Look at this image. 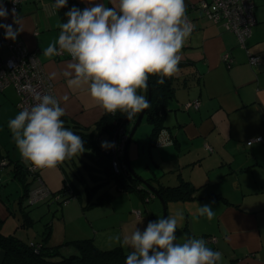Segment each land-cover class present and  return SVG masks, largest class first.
<instances>
[{
  "label": "crops",
  "instance_id": "0c3cea01",
  "mask_svg": "<svg viewBox=\"0 0 264 264\" xmlns=\"http://www.w3.org/2000/svg\"><path fill=\"white\" fill-rule=\"evenodd\" d=\"M81 1L85 7L91 6L84 0ZM204 1L211 0H186V13L195 29L180 50V63L183 66L177 72L175 95L169 102V111L165 116L169 125L164 127L168 130V141L171 143L159 148L164 165H170L167 156H173L174 160L181 162L179 168H171L174 174L170 181L163 183L176 185L181 179L188 180L197 188V198L188 202H170L168 205L171 213L183 211L184 216L178 229L184 234L186 231L187 238H199L200 230L204 239L216 238V242L210 246L222 252L220 264H264V174H260L253 185L245 184L232 175L233 169H243L246 172L253 166L264 164V142L251 146L247 144L257 137L264 138V73L249 63V55L264 56V0H256L257 23L246 42V48L240 46L234 33L205 17L201 10ZM4 3L9 10L8 0H4ZM106 3L107 6H113L111 0H106ZM18 19L24 30L15 41L10 40L23 42L29 50L37 52L47 74H57L54 79L51 78L56 96L62 97L65 93L69 96L68 101L61 100L66 108V115L62 117L65 126L71 129L76 126L92 129L105 111L91 97L88 85L72 88L68 86V78L63 75V70L71 57H59L57 54L49 57L43 54V49L54 42L60 32L58 25L62 20L55 0H23ZM3 22L19 27L14 24L11 14ZM226 53H230L234 60L231 67L223 61ZM2 54L6 56L5 49ZM8 89L0 90V105L9 106L8 118L12 119L19 112V97L15 102V96ZM194 101L200 102L199 109H184L185 103ZM0 154L14 159L21 158L15 152L12 155L1 140ZM238 154L241 160L233 168L229 157ZM71 160L75 165L74 157L64 162L69 165ZM226 165L229 166L228 169L220 170L212 176H198L196 173L190 177L186 173L189 169L196 168L199 172L208 173ZM5 171L6 169L2 175ZM7 174L8 177H13L12 165L8 167ZM58 174L61 184L56 186L52 183V178ZM218 174L230 176L229 180L235 183V191L239 196H225L226 180H223V188L210 187L212 182L219 180ZM41 175L48 190L56 192L63 187L65 179L60 169L54 168L46 175ZM153 178L158 179L155 176ZM218 194L228 203L212 197ZM200 204L213 207L215 216L211 220L198 215ZM5 208L7 210L0 193V216L4 220ZM62 215L66 218V213L63 212ZM137 218L141 219L142 215ZM104 230L97 229L94 240ZM117 244V241H97L96 245L102 249H112L118 247ZM3 257L4 252L0 249V264Z\"/></svg>",
  "mask_w": 264,
  "mask_h": 264
},
{
  "label": "clouds",
  "instance_id": "9594fccd",
  "mask_svg": "<svg viewBox=\"0 0 264 264\" xmlns=\"http://www.w3.org/2000/svg\"><path fill=\"white\" fill-rule=\"evenodd\" d=\"M84 2L91 6H72L65 14L67 19L58 25L57 39L43 54L51 57L66 52L71 57L63 70L68 86L88 85L91 97L105 112L119 111L132 121L150 104L139 91L148 87L149 76L157 75V82L164 84L166 77L179 71L180 50L193 31L186 0H111L113 6H107L106 0ZM67 4L68 0H55L57 8ZM9 14L0 0V28L6 39L15 41L24 27L15 8L11 15L19 27L3 22ZM56 75L49 74L53 79ZM32 95L35 103L8 121L22 158L37 168L52 169L82 154V137L62 119L66 108L61 100L68 101V94L58 97L33 90ZM101 147L112 149L116 143L104 140ZM197 213L209 220L215 216L209 204H200ZM183 216L178 210L125 235L121 241L129 248L125 264H220L222 252L208 247L203 237L177 242L176 230Z\"/></svg>",
  "mask_w": 264,
  "mask_h": 264
},
{
  "label": "rangeland",
  "instance_id": "374dc122",
  "mask_svg": "<svg viewBox=\"0 0 264 264\" xmlns=\"http://www.w3.org/2000/svg\"><path fill=\"white\" fill-rule=\"evenodd\" d=\"M8 88L9 89L7 91L11 92L15 96L16 102L19 97L17 96L18 94L16 89L12 86ZM139 91L141 94L146 96V88ZM8 100L11 101V99ZM7 108H9V106L0 105V122L2 124L0 125V140L4 147L11 150L12 155L15 152L19 155V157H21L20 159H22L13 138V134L8 128V121L10 118H8L9 114ZM167 125H169V123L165 120L164 126ZM132 128L133 125H130L127 131L131 133ZM152 131L153 125L148 121L147 117H145L138 127L129 146V161L132 170L139 174L143 180H148L150 178L153 179L155 176L162 182L167 183L174 174L171 172V168H179V164L181 162L178 159L174 160L173 156H167L169 157L168 162H170V165H164L160 159L162 154L159 151V148L163 145H169L171 142L166 141L162 144H157L156 147H152L150 145ZM163 133H165L167 139H169L168 130L166 128L163 130ZM73 157L76 165H74L73 160H71L69 165L63 161L56 168L60 169L62 177L67 179V183L73 187L76 197L72 198L68 203L63 205V207L57 203H48L46 200L33 202L32 198L29 197V199H26L23 202V205L26 209L30 210V216L34 220V223L30 226L21 225L23 218L20 210V201L22 196L25 194V186L19 178L8 177V167L5 168L6 171L2 176L4 182L2 186H0V193L2 194V198L10 205L11 209L15 210L17 216L11 214L5 208L6 215H4L5 222L3 225L5 231L3 233L6 235L17 233L21 239L26 241L42 242L44 225L48 222H52L54 225L53 233L48 243L51 246H57L75 240L94 239V237L97 236L95 231H97V229L104 228L105 230L101 231L102 233L97 237V240H94L95 243L97 244V241L98 243L117 241V245L122 246L125 251L128 252L129 248L121 243L123 237L125 235H130L133 231H135L136 227L143 230L148 221L158 220L160 216H164L161 201L158 198H155L151 202L145 203L140 199L137 193L119 190L112 183L103 184L95 189L88 190V186H93L94 182L92 176L87 172L84 163L81 161V158H84V156H82L81 153H78ZM240 160L241 156L239 154L237 156L234 155L233 157H229V161H231L233 168L239 165ZM228 168L229 166L226 165L208 173L205 171L199 172V169L196 168L189 169L186 173L190 177H192V175H196V173H198V176H207V174H211L212 176L220 170ZM53 169L54 168H40V173H45L46 175ZM260 174H264V164L260 166H253L246 172H243V169L238 171L233 169L232 173L236 179H240L241 181H244L245 184L249 185H253L255 180L259 178ZM217 176L219 177V180L212 182L210 187L214 186L223 188L225 185L223 180H226L227 189L225 191L227 192H224L225 196H239V194L235 191V183L229 180V175L218 174ZM54 178H52V183L59 186L61 184L60 175L58 174V176H54ZM64 179H62V181ZM42 180V176L41 179L38 180L34 179L32 176L29 177L31 195L34 191L41 187ZM104 192H109V194L111 193L114 196V199L109 202H103L90 206V203L98 201V197ZM167 211L168 214H176V212H170L169 205L167 206ZM63 212L64 214L66 213V218L62 215ZM137 212L142 213L141 219L136 217ZM151 216L154 218L151 219ZM179 223L181 224V220ZM182 229L184 230V228ZM176 236L178 238L177 242L179 243H183L185 239H187L186 231L184 234L180 229L176 230ZM199 237H203L202 230H200ZM73 249L74 248L72 246H67L61 251L65 254H70L73 252Z\"/></svg>",
  "mask_w": 264,
  "mask_h": 264
},
{
  "label": "trees",
  "instance_id": "16d2710c",
  "mask_svg": "<svg viewBox=\"0 0 264 264\" xmlns=\"http://www.w3.org/2000/svg\"><path fill=\"white\" fill-rule=\"evenodd\" d=\"M74 5L83 9L77 0H68L67 6L61 9L58 8L62 21L67 19L65 14ZM182 66L183 65L179 63V69ZM177 78V73H175L171 77H166L164 84H160L157 82L159 79L157 75L153 74L149 76L153 89V96L146 112V117L153 125L150 144L152 147L157 146L159 136L165 129V116L169 111V102L175 95V83ZM146 97L148 98V87L146 88ZM138 116L139 114L132 121H129L127 117L119 111L115 114L104 112L102 118L92 129H85L81 126H76L71 129L79 134L84 142V152L82 153L84 158H81V161L84 163L87 172L92 176L94 182V185L91 187L87 185L88 190L95 189L103 184L112 183L119 190L137 193L140 199L145 203H149L156 198L142 183L141 180L143 178L134 171L129 170L124 156L119 158L121 167L120 171L117 172L113 167V160L116 158L113 150H106L101 147V142L104 140L114 141L121 126L125 127V125H127L125 130L126 133L130 134V132L127 131L128 127L130 125L134 126ZM170 139H172V137H170ZM0 161H5L6 167L12 165L13 178H19L25 186V194L20 201V210L23 218L21 225L30 226L34 223V220L30 216V210L24 207L23 202L29 199V197L32 198L29 187V177L32 176L37 180L41 179L42 175L40 169H32V164L25 161L23 158L14 159L0 154ZM5 168H3L1 172L0 186H2L4 182L2 173ZM147 181L157 188L166 204L170 202H188L197 198V188L188 180L181 179L176 185H167L154 178L148 179ZM49 192L50 195L41 201L46 200L48 203H57L62 207L72 198L76 197V193L73 191V187L67 183V179H65L63 187L59 191L53 192L49 190ZM212 197L227 202V200L219 194L212 195ZM98 198V201L91 202L90 206L112 201L114 196L111 193L109 194V192H104ZM4 203L7 210L11 214L17 216L15 210H12L5 200ZM152 218L153 217H151V219ZM4 222L5 220L0 216V249L4 252L2 264H125V258L128 252L125 251L122 246L112 249H102L96 245L94 239L75 240L65 244L51 246L48 241L53 233L52 222H48L44 225L42 242L26 241L21 239L17 233H12L10 235L4 234ZM207 239L208 237L205 238L206 242ZM67 246H72L74 248L73 252L70 254H65L61 251ZM207 246L214 249L208 242Z\"/></svg>",
  "mask_w": 264,
  "mask_h": 264
},
{
  "label": "built area",
  "instance_id": "2783aa9c",
  "mask_svg": "<svg viewBox=\"0 0 264 264\" xmlns=\"http://www.w3.org/2000/svg\"><path fill=\"white\" fill-rule=\"evenodd\" d=\"M8 2L10 14L11 10L15 8L18 16L23 0H18V3H13L12 0H8ZM201 10L203 11L205 17H207L214 24L221 25L226 31L234 33L238 38L240 46L246 48V42L252 36L253 27L257 23L255 17L256 0L204 1L201 4ZM192 25L194 31V24L192 23ZM4 31L5 30L3 28H0V90L3 91L10 86L16 89L19 96L17 104L19 111H21L23 107L31 106L35 103L32 95L33 90L36 92H48L56 95L54 82L47 74L38 53L29 50L23 42H13L10 39H6ZM3 49L6 51V56H3L2 54ZM57 56L65 57L69 55L66 52L60 51L57 53ZM223 61L228 67H231L234 62L230 53L224 54ZM249 63L253 67H258L261 64V57L249 55ZM183 107L184 109H199L200 102H187ZM125 128H127V125L119 128L116 138L114 139L116 147L112 148L116 156L113 160V167L117 172L120 171L121 167L119 158L124 156V151L130 135L126 133ZM259 138V140H257V138L250 140L247 144L251 146L254 143L264 142L263 137ZM166 141H168V139L162 131L159 136L158 144H162ZM208 149L213 151L210 147ZM5 166L6 162L0 161V183L1 172ZM32 169L37 170L40 168L32 165ZM49 195L50 192L45 187L42 180L41 187L33 192L32 200L34 202L41 201ZM137 216L140 217L141 212H137ZM207 242L210 244L214 243L216 242V238H208Z\"/></svg>",
  "mask_w": 264,
  "mask_h": 264
},
{
  "label": "water",
  "instance_id": "95a60500",
  "mask_svg": "<svg viewBox=\"0 0 264 264\" xmlns=\"http://www.w3.org/2000/svg\"><path fill=\"white\" fill-rule=\"evenodd\" d=\"M80 5L82 6V8H85V6L83 5L82 1L81 0H77ZM261 57V64L258 66V70L262 73H264V56H260ZM152 96H153V89H152V86H151V82L150 80L148 81V99L151 103L152 101ZM150 105V104H149ZM149 107V106H148ZM148 108L145 109L141 114H139L137 120H136V123L134 124L133 128H132V131L129 135V139H128V142H127V145H126V148H125V151H124V157L126 159V164L129 168L130 171H133L132 170V167H131V164H130V161H129V158H128V150H129V146L133 140V137L138 129V127L140 126V124L142 123L143 119L146 117V112H147ZM142 183L149 189V191L156 197L158 198L162 205H163V210H164V215L167 216L168 214V211H167V204L165 202V200L163 199V197L159 194V191L157 190V188L155 186H153L152 184H150L147 180H141Z\"/></svg>",
  "mask_w": 264,
  "mask_h": 264
}]
</instances>
